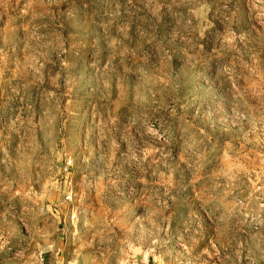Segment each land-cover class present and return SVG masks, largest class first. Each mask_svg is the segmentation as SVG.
Instances as JSON below:
<instances>
[{"label":"clouds","instance_id":"1","mask_svg":"<svg viewBox=\"0 0 264 264\" xmlns=\"http://www.w3.org/2000/svg\"><path fill=\"white\" fill-rule=\"evenodd\" d=\"M0 264H264V0H0Z\"/></svg>","mask_w":264,"mask_h":264},{"label":"rangeland","instance_id":"2","mask_svg":"<svg viewBox=\"0 0 264 264\" xmlns=\"http://www.w3.org/2000/svg\"><path fill=\"white\" fill-rule=\"evenodd\" d=\"M92 107H93V108H96V107H98V105L93 104ZM113 107H114V109H115L117 112L120 111V107L117 106L116 104H114ZM102 115H103V112H101V116H102ZM99 122H100V119H99V117H97V123H99ZM173 135H175V129H173ZM37 142H39V136L37 137ZM41 147H42V146H41ZM49 151H51V150H49ZM151 151H152L151 149H148L147 152H146V155L150 154ZM55 163H56L55 171H56L57 173H63V171H64V166H65V164H66L67 162H66L65 159H64V154H63L62 151L58 153ZM70 170H71V169H70V166H69V171H70ZM166 178H167V177H166V174H163L162 177H161L162 180H163V179H166ZM56 188H57V189L59 188V182L57 183ZM37 195H43V193H42V192H37ZM194 195H195V193H194Z\"/></svg>","mask_w":264,"mask_h":264}]
</instances>
